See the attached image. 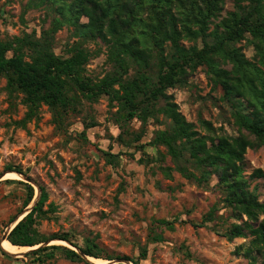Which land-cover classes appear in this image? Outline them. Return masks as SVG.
Instances as JSON below:
<instances>
[{"label": "rangeland", "instance_id": "rangeland-1", "mask_svg": "<svg viewBox=\"0 0 264 264\" xmlns=\"http://www.w3.org/2000/svg\"><path fill=\"white\" fill-rule=\"evenodd\" d=\"M101 2L113 6L111 10L119 6L120 15L114 16L122 25L118 30L122 28L137 48H144L146 67H139L120 50L114 56L113 38L106 27L102 33L85 34L88 20L71 9L77 6L74 0H0V41L24 34L38 39L48 33L56 55L68 57L74 49L89 54L82 74L95 83L111 74L127 83L136 73L153 83L159 59H169L173 53L171 43L161 36L168 22H176L181 46L200 49L202 38L212 43L216 36L223 37L231 15L250 8L249 0H172L170 5L154 0ZM211 2H216L215 9L211 8L214 13L206 12ZM191 13H201L197 18L202 22L190 19ZM121 19H128L129 24H122ZM186 20L189 31L184 28ZM233 47L264 72L260 63L264 49L249 33H243ZM115 57L123 62V69ZM213 60L215 68L233 71V63L223 54ZM166 94L199 136L212 137L215 142L243 137L249 143L237 163L240 177L245 188L264 203V144H258L236 118L237 111L249 112L246 100H228L205 64L187 68L185 81ZM76 99L72 108L54 111L41 103L31 110L24 94L9 87L0 75V174L18 172L9 168L21 170L15 179H0V242L5 235L2 243L16 246L7 240L9 232L21 213L27 208L31 212L33 202L36 207L45 193L29 226L32 238L42 242L21 256L0 247V264H85L88 260L81 249L87 245L112 258H97L95 264H132L128 259L138 264H264L253 236L226 237L234 224L247 218L238 217L223 201L225 192L217 177L212 174L200 181L185 177L178 168L200 176L186 161L188 154L183 152L175 161L165 146L154 144L160 131L172 129L163 113V98L151 102L153 110L143 101L138 110L141 118L131 120L122 117L118 101L107 95L88 100L77 93ZM233 102H239V107ZM256 169L263 172L262 177L253 175ZM27 186L32 188V198L24 207ZM209 213L212 220L201 224ZM262 220L264 214L249 222L257 226ZM249 246L252 250L247 255ZM65 248L80 258L71 261Z\"/></svg>", "mask_w": 264, "mask_h": 264}, {"label": "trees", "instance_id": "trees-1", "mask_svg": "<svg viewBox=\"0 0 264 264\" xmlns=\"http://www.w3.org/2000/svg\"><path fill=\"white\" fill-rule=\"evenodd\" d=\"M77 6H74L75 12L87 18L88 22L84 26L86 33L93 36L94 31L102 33L106 27L109 35L113 38L112 47L115 52L127 54L139 67L148 65L144 48H137L133 41L125 36L124 31L118 30V22L114 16H119V6L111 10L113 6L105 7L101 0H74ZM113 0H109L111 3ZM162 5H170L172 0H154ZM217 2V1H216ZM207 7L206 12L214 13L215 3ZM250 8L244 14H232L225 27L226 34L223 37H215L212 43H208L204 33L202 36V48L198 49L191 46L188 49L179 44L180 34L176 30V22H168L169 28L162 32V40L169 41L173 48V53L169 59L162 56L157 63V73L153 83H149V78L141 73H136L135 77L125 83L120 77L107 75L98 83L86 78L83 72V65L87 62L89 54L83 49H74L68 57L56 55L51 47V36L48 33L43 34L38 39H33L24 34L21 37H13L0 41V75L7 79L9 87L14 88L24 94V100L29 109L36 108L44 103L53 108L62 109L72 108L76 105V94L88 100H93L100 95H107L110 100H117L120 105L122 117L127 120L141 118L139 106L141 103L156 101L163 98L165 101L163 107L164 115L170 119L172 129L169 131H160L155 138V145H163L167 153L178 161L182 153L186 152L188 157L186 161L190 162L196 170L200 172L199 178H196L192 172H186L185 168H178L185 177H193L196 181L206 179L214 174L217 177L218 185H221L225 192L224 202L227 203L238 217L245 216L247 221L241 224H234L226 233L228 239L244 238L247 234L253 236L252 243L260 250L264 258V220L253 226L249 221H257L258 216L264 214V203H260L254 193L249 192L246 182L241 179V169L237 163L242 160L244 150L249 143L239 137L228 141L219 138L217 142L212 137L207 139L205 136H199L192 123L186 121L184 116L178 110L177 105L169 100L166 90L173 88L185 81L187 68L194 69L198 65L205 64L222 86L224 95L229 98L244 99L250 107L249 112L243 113L237 111L236 118L240 126L249 134H252L258 144H264V72L247 62L243 56L233 47V42L243 38V33H249L254 40L258 41L264 49V0H249ZM76 7V8H75ZM121 7H124L122 4ZM240 8V6H238ZM58 6V9H62ZM213 8V9H211ZM133 10V9H132ZM66 12H71L69 9ZM61 13V12H60ZM135 13V12H134ZM133 15V13H131ZM201 13H191L190 19L202 22ZM63 16V14H62ZM77 19V18H76ZM136 19V18H135ZM129 20L121 19L120 22L128 25ZM187 21V20H186ZM107 23V24H106ZM184 24L186 31L189 26ZM191 33V32H187ZM257 46V44H256ZM9 53L10 56L8 55ZM225 59L231 61L234 65L233 71H226L215 68L214 56L222 55ZM119 67H123V62L119 63L118 57H115ZM260 63L264 65V51L261 54ZM123 69V68H122ZM125 71V70H124ZM119 89H115V84ZM123 90L122 94L119 91ZM142 95L141 100L136 96ZM238 101V100H237ZM234 103V102H233ZM239 102L234 106L239 107ZM152 110L154 109L150 105ZM147 110V109H145ZM14 169L21 173L18 168ZM256 177H262L263 172L256 169L253 172ZM11 181V180H10ZM27 199L24 201V207L28 205L32 198V188L27 186ZM45 198L44 191L36 207L25 215L11 229L7 240L20 247H32L42 241H35L29 226L32 223L33 212L40 208ZM201 224L212 220V214L202 218ZM66 240L64 237H60ZM93 247L87 245L82 248L83 254L103 259H112L103 256L93 250ZM66 257L71 261H76L80 257L72 250L65 248ZM252 247L247 249V255H250ZM39 252L40 250H34ZM144 256V252L141 254ZM128 259V258H126ZM132 264H138L132 261ZM85 264H92L88 261ZM123 264V263H115Z\"/></svg>", "mask_w": 264, "mask_h": 264}, {"label": "bare ground", "instance_id": "bare-ground-1", "mask_svg": "<svg viewBox=\"0 0 264 264\" xmlns=\"http://www.w3.org/2000/svg\"><path fill=\"white\" fill-rule=\"evenodd\" d=\"M3 178H5V179L6 178L7 179H15V178H17V175L15 173H13V172H6L5 175L3 176ZM21 215L23 216V214H21ZM22 216H20L19 218H22ZM3 241H5V240H3ZM2 242L0 243V245H1L0 247L4 250V252H6L8 254H14V255L16 254L17 255V254H20V253L24 252L25 250H27V248H29V249L33 248V247H17V246H13V245H10V244H7V243L4 244ZM59 244H61V243H59ZM86 258L92 264H95V263L99 262V260L97 258H93V257H89V256H86Z\"/></svg>", "mask_w": 264, "mask_h": 264}, {"label": "water", "instance_id": "water-1", "mask_svg": "<svg viewBox=\"0 0 264 264\" xmlns=\"http://www.w3.org/2000/svg\"><path fill=\"white\" fill-rule=\"evenodd\" d=\"M6 172H14V171H6ZM6 172H3L2 174H0V179L3 178V176L5 175ZM14 173H15V174H18V175H21V174L18 173V172H14ZM34 205H35V202L32 204L31 209L34 207ZM28 213H29V209L27 208L26 211H24V212L21 213V214H23L22 218H23L25 215H27ZM22 218H19V219L15 222L14 226H15V225L17 224V222L20 221ZM14 226H13V227H14ZM5 239H6V236L4 235L2 241L5 240ZM2 241H1V242H2ZM1 242H0V243H1ZM20 254H24V253H20ZM20 254H17V255H20ZM10 255H14V254H10ZM15 255H16V254H15ZM84 256H87V255H84ZM121 262H123V261H118V263H121ZM128 264H129V263H128Z\"/></svg>", "mask_w": 264, "mask_h": 264}]
</instances>
